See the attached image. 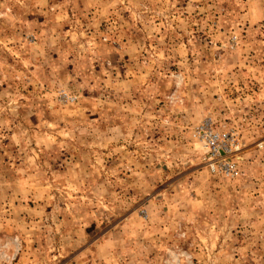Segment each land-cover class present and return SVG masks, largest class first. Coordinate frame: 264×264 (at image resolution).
I'll use <instances>...</instances> for the list:
<instances>
[{"label":"rangeland","instance_id":"374dc122","mask_svg":"<svg viewBox=\"0 0 264 264\" xmlns=\"http://www.w3.org/2000/svg\"><path fill=\"white\" fill-rule=\"evenodd\" d=\"M0 264H264V0H0Z\"/></svg>","mask_w":264,"mask_h":264},{"label":"built area","instance_id":"2783aa9c","mask_svg":"<svg viewBox=\"0 0 264 264\" xmlns=\"http://www.w3.org/2000/svg\"><path fill=\"white\" fill-rule=\"evenodd\" d=\"M206 135L208 152L213 157L212 171L221 170L230 175L238 173L233 158L240 150L238 140L229 134H221L212 129H209Z\"/></svg>","mask_w":264,"mask_h":264}]
</instances>
